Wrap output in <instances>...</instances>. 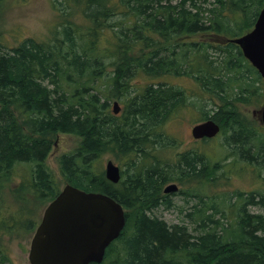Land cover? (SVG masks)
I'll return each mask as SVG.
<instances>
[{"label":"trees","instance_id":"1","mask_svg":"<svg viewBox=\"0 0 264 264\" xmlns=\"http://www.w3.org/2000/svg\"><path fill=\"white\" fill-rule=\"evenodd\" d=\"M51 4L63 22L49 40L26 36L7 49L0 43V262L12 237L36 227L31 205L59 192L46 158L58 134H71L78 145L56 158L64 184L103 192L125 208L119 236L91 264H264V213L249 211L264 209V192H212L230 155L240 170L251 166L258 176L264 169V126L240 109L264 98L263 82L239 46L224 41L252 28L264 0ZM76 13L84 28L69 19ZM136 76L150 81L136 86ZM178 77L195 88L166 80ZM113 96L122 103L116 114ZM190 105L199 109L196 123L211 118L218 135L227 133L225 158L205 150L217 134L163 157L179 143L165 132L167 119ZM104 153L126 166L117 184L96 165ZM17 169L22 178L10 187ZM170 182L185 202L194 199L185 213L193 232L156 213L174 207L162 192Z\"/></svg>","mask_w":264,"mask_h":264},{"label":"rangeland","instance_id":"2","mask_svg":"<svg viewBox=\"0 0 264 264\" xmlns=\"http://www.w3.org/2000/svg\"><path fill=\"white\" fill-rule=\"evenodd\" d=\"M62 19L63 18L60 16L58 11L52 6L51 0H0V43L4 46V48L7 49L19 43L21 39L26 36H31L38 40H49L55 30H58L60 28L59 25L61 22H63ZM69 19H72L79 25L82 24V27L86 23V20L79 13L72 15V17H69ZM110 70L111 67L106 66L104 72L108 73L110 72ZM166 80H173V82H176V84L183 85L187 88H195L193 82L188 80L187 78L178 77L176 79L168 78ZM148 81H150L148 78L142 76H136L133 78V83L136 86H140L141 84L147 83ZM98 83H100L102 87V82L100 81ZM114 100L118 101L120 107L122 108L120 98L113 96L109 100V102L112 103ZM262 100H264V98L258 96V100L254 99L250 105L246 107H240V109L242 108L245 117L247 119L255 120L257 125H259L260 122L258 121V119L253 118L251 110L254 108H258L262 104ZM203 103L204 100L202 101V104ZM208 105L209 102L205 103V106ZM121 108H119L118 113L120 112ZM199 114V109L190 105L179 109L176 113H174L167 119L164 125L165 132L170 137L178 139L179 143L170 146V150L167 151L164 157L169 155L174 156L172 153L173 151L179 152L183 149L200 144L199 141L195 140L192 137L190 130L191 126L196 123ZM226 136L227 133L219 135L217 134L214 139L206 142L208 143L207 145H204L206 152L208 154L216 155L217 157L219 156L218 158H225V155L228 154L230 150H232L229 144L227 143V138L225 139ZM165 143L166 141H162L160 144L164 145ZM77 145V137L71 134H58L56 140L51 146L50 151L47 154L46 163L49 169L52 171L54 177H56L60 181V188L63 187L64 181L62 180L61 174L59 172L56 158L61 153L70 151ZM231 157L232 155L228 156L227 159H224L222 161L225 165L224 168L228 172L225 173L226 175H224V177L217 178V183L214 187L212 186V192L222 194L224 195V197H228L231 192L238 190L251 191L256 189L259 192H264V169L261 171L260 175L258 174V176H256L254 175L251 166H247L248 168L240 170L238 164H231ZM108 159H111L114 163L118 162L117 159H115L114 156L110 153H104L96 159V165L98 167H101L103 173L105 162ZM117 164L120 166L121 170L122 168L126 167L122 164ZM218 172L220 174V171ZM13 174L14 175L12 180L6 181L8 182V186L10 187L16 185V182H18L19 179L22 178L21 172L18 169L17 173L14 172ZM1 190L7 192L6 189ZM168 198L174 203V207L171 206L167 209L159 208L156 211L157 215L160 217V219H163L168 224H184L186 225V227H188L191 232H193L192 230L195 227L196 223H191L185 213L192 209V205L195 203L194 199L185 202L183 198L177 193H170ZM47 203L44 205L36 203L34 204V207L33 205H31L33 213L39 217L37 220V224L40 221L42 211L47 205ZM178 206H182L181 212H179L177 208ZM249 211H260L264 213L263 208L253 206L249 207ZM225 213L226 215L231 214V212L229 211ZM32 233H30L29 236L26 235L25 238H22L21 236L12 237V239L9 240L8 244V259H5L3 262H0V264H29L27 253Z\"/></svg>","mask_w":264,"mask_h":264},{"label":"water","instance_id":"3","mask_svg":"<svg viewBox=\"0 0 264 264\" xmlns=\"http://www.w3.org/2000/svg\"><path fill=\"white\" fill-rule=\"evenodd\" d=\"M239 46L243 56L261 76L264 84V4L250 30L227 38ZM117 101L112 102V112L119 111ZM264 125V100L251 111ZM194 138H210L219 130L211 118L191 126ZM104 176L112 183L120 179V169L111 159L104 165ZM170 183L165 192L176 191ZM125 224L123 205L103 192L86 191L65 183L44 207L40 221L29 241V264H91L101 262L105 249L116 239Z\"/></svg>","mask_w":264,"mask_h":264},{"label":"flooded vegetation","instance_id":"4","mask_svg":"<svg viewBox=\"0 0 264 264\" xmlns=\"http://www.w3.org/2000/svg\"><path fill=\"white\" fill-rule=\"evenodd\" d=\"M254 118L257 119V117H254ZM163 157H164V155H163ZM166 157H169V158H175V156H170V155H169V156H166ZM166 157H165V158H166ZM115 164H117V163H115ZM117 165H118V164H117ZM118 166H119V165H118ZM119 168H120V166H119ZM120 169H121V168H120ZM120 178H121V176H120ZM117 183H118V182H116L115 184H117ZM170 183H174V184H176V185H177V189H178V184H177L176 182H170ZM170 183H167L166 185H168V184H170ZM166 185H165V186H166ZM165 186H164V187H165ZM164 187L162 188V192H163V193L168 194V195H169L170 193H173V194L176 193V191L165 192V191H164ZM177 189H176V190H177Z\"/></svg>","mask_w":264,"mask_h":264},{"label":"bare ground","instance_id":"5","mask_svg":"<svg viewBox=\"0 0 264 264\" xmlns=\"http://www.w3.org/2000/svg\"><path fill=\"white\" fill-rule=\"evenodd\" d=\"M165 203V202H164ZM159 209V208H158Z\"/></svg>","mask_w":264,"mask_h":264}]
</instances>
